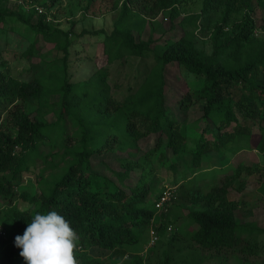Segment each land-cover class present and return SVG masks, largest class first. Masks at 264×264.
Masks as SVG:
<instances>
[{
  "label": "trees",
  "instance_id": "16d2710c",
  "mask_svg": "<svg viewBox=\"0 0 264 264\" xmlns=\"http://www.w3.org/2000/svg\"><path fill=\"white\" fill-rule=\"evenodd\" d=\"M58 1L51 0L49 7ZM179 1L152 0L140 4L138 0H122L113 30L103 39L108 66L124 60L133 68V85L128 83L120 98L110 91L108 66L84 80L70 81L67 62L72 35L46 21V13H38L35 7L27 16L0 11V19L13 15L63 52L59 60L62 69L49 65L45 72H36L29 81L0 72V195L6 198L12 193L13 182L28 168L27 158L37 154L39 144H49L52 159L59 157L55 166L64 162L58 173L44 180L39 195L22 194L32 204L29 209L7 211L10 223L3 220L4 229H0V264H26L20 256L21 249L15 245V237L23 235L37 212L47 214L55 210L63 215L79 237L77 250L83 252L92 247L109 251L137 243L142 233L154 225L155 201L152 204L147 201L150 184L145 174L129 191L123 189L122 182L135 168L143 169L153 154L159 152L164 158L162 149H170L178 159L189 153L192 165L198 167L209 153L232 147L242 137L249 141L251 130L247 122L257 120L260 136L254 149L264 153V37L253 33L256 23L250 13L251 0H203L200 13L182 16L178 21L182 34L173 40L164 39V43L152 36L142 39L134 35L133 29L140 32L147 20L163 11L174 21L180 16ZM130 3L137 7L134 13ZM239 10L247 12L235 24V31L219 39L230 14ZM205 14L220 16L211 33L210 54L196 44L195 31ZM174 28L172 24L171 29ZM35 42L27 49V56L37 53ZM134 58H137L135 67L131 66ZM174 66L178 71L203 78V84L183 93L177 104L184 111L192 104L203 103V121L206 126L216 128L211 132L212 140L204 129L199 135L187 133L184 121L175 118L168 106L167 72ZM238 86L241 92L234 93ZM50 113L55 115L53 121L46 119ZM67 121L73 128L71 134L67 133ZM150 136H157L154 146L134 158L140 141ZM114 151H120L121 155L112 154ZM105 155H113L119 169L105 160L99 163L117 176L120 185L108 174L97 171L95 159ZM168 165L175 167L174 163ZM243 172L261 176L264 164L236 168L232 178L227 175V185ZM182 177L187 178L184 173ZM258 181V191L264 197V181L261 177ZM189 184H194V180ZM227 185L211 187L204 195L205 208L188 212L189 219L196 224L193 239L203 248L218 253L223 249L242 250L250 234L264 231L251 221L240 220L236 205L227 199ZM166 216V212L160 211L154 222L156 231L165 232L170 224ZM244 233L248 236L243 237ZM133 264H142L139 255L134 256ZM161 264H170L167 253Z\"/></svg>",
  "mask_w": 264,
  "mask_h": 264
},
{
  "label": "rangeland",
  "instance_id": "374dc122",
  "mask_svg": "<svg viewBox=\"0 0 264 264\" xmlns=\"http://www.w3.org/2000/svg\"><path fill=\"white\" fill-rule=\"evenodd\" d=\"M152 0H138L140 4L148 3ZM122 0H59L51 5V0H2L0 11L24 13L26 16L32 7L41 9V13H46V21H51L52 25L72 35L69 46L68 75L70 81H79L88 78L98 69L108 66L107 57L103 52V39L114 27V22L119 16ZM129 6V5H128ZM180 16L171 21L167 11L159 13L156 18L147 20L146 24L139 32L133 29L136 37L147 39L152 36L160 43L164 39H176L182 33L178 29V21L182 16L200 13L203 0H180L178 3ZM49 7V8H48ZM130 9L135 12L137 7L130 3ZM251 15L253 16L256 28L253 33L256 37H264V0H251ZM38 13L39 10H37ZM247 10L232 12L224 24L223 34L218 36L223 39L227 33L235 31V24L239 22ZM34 15L33 21H36ZM219 14L202 15L198 21L196 29V44L198 49L205 53H212L213 45L211 33L215 25L219 22ZM175 24L174 29L171 25ZM35 42L37 53L27 56V49L32 42ZM63 52L54 48L53 43L43 40L40 34H36L30 27L18 21L16 17L5 15V20L0 19V72L22 81H29L36 72L43 73L46 68L57 67L62 69L63 64L59 62ZM137 58L132 59L131 66L136 65ZM109 74L107 83L113 95L120 98L126 93L128 83L133 85L132 70L124 60L118 61L114 65L109 64ZM175 67V66H174ZM168 92L167 101L173 115L179 121H184L186 132L199 135L206 130V136L212 140L211 132L216 128L206 126L202 119V102L189 106L187 110H180L178 100L183 93L203 84V78L194 74L172 68L167 72ZM233 92H241L240 86L233 89ZM259 104L260 101H257ZM236 108V107H234ZM237 114L238 111L236 110ZM239 119L242 123L240 114ZM48 121H53L55 115H46ZM200 119V120H198ZM251 134L247 141L246 137L239 138L234 145L222 148L220 151L211 152L201 162L200 166L192 165L190 154H184L182 158H175L170 149H162L165 157L159 156V152L151 156L144 167L135 168L130 175L122 182L123 189L129 191L135 185L140 175H146V182L150 184V193L147 196L149 203H154L155 218L152 224L140 236L139 241L131 245H122L114 250H101L99 248H89L87 251L78 249L76 252L79 264H133L135 255H139L142 264H161L164 254L167 253L170 264H264V231L250 234L248 243L241 250H225L219 253L203 248L195 239L193 233L196 224L188 217V212L192 209L205 208L207 201L204 195L211 191V187H225L227 185V175L233 177L236 168L261 166L264 164V153L254 149L260 136V127L257 120H249ZM67 133L71 134L73 128L70 121H67ZM234 125V124H232ZM264 125V123H263ZM231 130V129H230ZM157 136H150L140 141V148L134 158L143 154L144 151L154 146ZM164 143L166 138L164 137ZM229 147V149H228ZM18 152V148L16 149ZM49 144H39L37 154L28 157V168L23 169L13 182L12 193L6 198L0 195V229H4L3 220L7 224V211L11 208L20 211L27 210L31 203L23 199L22 194L39 195L40 188L44 180L50 179L51 174L60 171L64 162H59V166L54 163L59 161V157H49ZM112 154L120 156V151ZM113 155H105L95 159L97 171L109 175L115 182L117 176L111 174L106 165L99 163L105 160L108 165H113L119 169L117 163L112 160ZM150 163V164H149ZM174 163L171 168L168 164ZM117 166V167H116ZM186 171V172H185ZM187 176L182 180V176ZM39 176L42 180L39 181ZM259 177L264 181V172L249 175L243 172L240 177L234 179L233 183L227 185V199L234 202L237 208V215L242 221H251L260 228H264V197L259 193ZM182 180V181H180ZM194 180V184H189ZM185 186H182V183ZM163 191H168V205L163 209H158L155 204ZM195 197L192 201V197ZM157 199V200H156ZM169 210V211H168ZM160 211L167 213L170 219L167 229L156 231L155 221L158 219ZM154 233V234H153ZM246 233L243 237H247Z\"/></svg>",
  "mask_w": 264,
  "mask_h": 264
},
{
  "label": "clouds",
  "instance_id": "9594fccd",
  "mask_svg": "<svg viewBox=\"0 0 264 264\" xmlns=\"http://www.w3.org/2000/svg\"><path fill=\"white\" fill-rule=\"evenodd\" d=\"M79 237L70 222L55 210L35 213L15 245L26 264H79Z\"/></svg>",
  "mask_w": 264,
  "mask_h": 264
},
{
  "label": "built area",
  "instance_id": "2783aa9c",
  "mask_svg": "<svg viewBox=\"0 0 264 264\" xmlns=\"http://www.w3.org/2000/svg\"><path fill=\"white\" fill-rule=\"evenodd\" d=\"M39 10V12L41 13V9H37ZM168 194L170 195V193L168 191H163L161 196L158 198V200L156 201V204L155 206L158 208V209H163L165 208L166 205H168V201L169 200V197H168ZM154 234V233H153Z\"/></svg>",
  "mask_w": 264,
  "mask_h": 264
}]
</instances>
